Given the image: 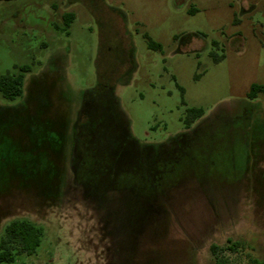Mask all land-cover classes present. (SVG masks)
I'll use <instances>...</instances> for the list:
<instances>
[{
    "label": "rangeland",
    "instance_id": "1",
    "mask_svg": "<svg viewBox=\"0 0 264 264\" xmlns=\"http://www.w3.org/2000/svg\"><path fill=\"white\" fill-rule=\"evenodd\" d=\"M22 66L21 97L0 95V236L44 235L14 264L264 262V0L1 1L0 76ZM87 122L114 165L181 135L191 165L157 191L89 186Z\"/></svg>",
    "mask_w": 264,
    "mask_h": 264
},
{
    "label": "trees",
    "instance_id": "2",
    "mask_svg": "<svg viewBox=\"0 0 264 264\" xmlns=\"http://www.w3.org/2000/svg\"><path fill=\"white\" fill-rule=\"evenodd\" d=\"M71 18V15L64 16L67 24ZM147 42L150 49H158V45L152 43L148 38ZM27 72H29V67L22 66L17 69L16 74L7 73L0 76V95L3 99L12 101L21 97L24 74ZM259 94H264V85H252L247 98L253 100ZM202 116L203 111L200 109L187 110L183 121L185 128L189 129ZM87 123V129L78 132L81 142L85 143L87 149L83 150L81 165L77 166V169L89 186L97 187L95 184L98 182L107 185L109 179H112L111 181L119 183L121 186L139 185L147 189L150 188L151 191H157L162 184L167 185V182L169 184L171 176L177 168L191 165L190 155L186 152L187 147L184 145L186 135L179 136L178 142L175 141L172 144L149 147L145 153L141 152L140 156L142 157L138 158L137 163L134 162L131 166L129 164L114 165L111 157L107 159L105 156H99V152L90 140L95 137L94 132L97 127L94 123ZM87 180L92 181L94 186ZM43 235V229L28 220L10 221L0 236V264H14L22 255L32 256L40 246ZM227 244V249L231 252H235L239 247L238 243L230 240L227 241ZM209 250L214 258L213 264H229L228 258L217 256L218 250H220L218 247L211 245ZM250 262L251 264H264L257 259H250Z\"/></svg>",
    "mask_w": 264,
    "mask_h": 264
}]
</instances>
